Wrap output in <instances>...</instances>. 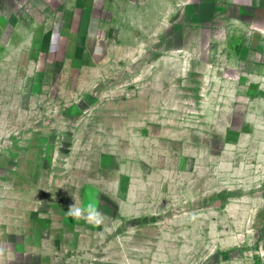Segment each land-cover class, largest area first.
I'll return each instance as SVG.
<instances>
[{"label":"rangeland","instance_id":"374dc122","mask_svg":"<svg viewBox=\"0 0 264 264\" xmlns=\"http://www.w3.org/2000/svg\"><path fill=\"white\" fill-rule=\"evenodd\" d=\"M10 13L0 264H264L258 37L177 22L48 58L45 27Z\"/></svg>","mask_w":264,"mask_h":264},{"label":"crops","instance_id":"0c3cea01","mask_svg":"<svg viewBox=\"0 0 264 264\" xmlns=\"http://www.w3.org/2000/svg\"><path fill=\"white\" fill-rule=\"evenodd\" d=\"M0 3L12 10L9 20L14 23L22 19L30 27L38 26L40 30L45 27L48 58H55L62 46L74 49L81 40L92 45L100 41L106 44L114 32H131L138 38L143 32L161 33L168 27L174 31L177 22L190 31L193 27L211 34L231 33L237 45L241 42L235 38V31H245L264 43V0H0ZM261 50L263 59L264 48ZM261 61L258 63H264Z\"/></svg>","mask_w":264,"mask_h":264},{"label":"clouds","instance_id":"9594fccd","mask_svg":"<svg viewBox=\"0 0 264 264\" xmlns=\"http://www.w3.org/2000/svg\"><path fill=\"white\" fill-rule=\"evenodd\" d=\"M71 211V210H70Z\"/></svg>","mask_w":264,"mask_h":264}]
</instances>
